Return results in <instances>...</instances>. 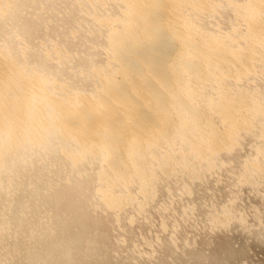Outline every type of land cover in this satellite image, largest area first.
I'll list each match as a JSON object with an SVG mask.
<instances>
[{"label": "rangeland", "instance_id": "obj_1", "mask_svg": "<svg viewBox=\"0 0 264 264\" xmlns=\"http://www.w3.org/2000/svg\"><path fill=\"white\" fill-rule=\"evenodd\" d=\"M12 1L6 0L17 18L8 21L5 36L19 35L32 48L44 46L41 49L52 56V61L57 56L61 60L62 63L56 58L54 61L59 66L49 63V68L64 80L65 85L87 91L92 88L87 80H92L95 90L99 83L95 82L97 75L91 64L104 65L108 55L105 53V30L93 18L94 15L101 18L120 16L122 12L118 5L114 4L113 8L112 0H30L18 7ZM215 1L223 7L219 5L221 8L216 11V17L203 18L207 22L205 28L225 36L230 34L232 48L248 49L245 17L231 9L233 3L244 6L248 0ZM228 1L232 3L228 5L230 7L225 6ZM104 4L102 9L100 5ZM262 5L264 10V2ZM262 10L255 15V24L260 23L257 26L263 28L264 33ZM28 31L32 32L29 40L26 38ZM257 49L250 48L251 52L257 53L254 54L258 60L253 66L242 68L250 74L238 83L232 81L234 87L228 82L229 85L222 87L214 85L211 89L215 88V93L207 90L210 97H215L222 88L226 94L240 97L247 103L255 101L252 103L260 107L261 113L255 114L258 118L246 113L251 119L250 129L239 130L232 147L223 148L202 163L187 152L183 156V148L177 145L170 152L171 170L164 174L163 170H158L156 160L159 157L153 161L156 167L149 166V185L145 186H149L148 189L134 178L132 182L131 178L126 181L127 187L122 186L126 179L120 184L116 181L118 187L114 189H118L114 192L119 198L114 207L98 193L106 184L99 172H105L106 167L99 164L95 155L92 154L89 162L83 159L75 169L69 158L52 159V151L42 152L41 157H29V161L36 163L14 175L17 188L0 190V264H264V48ZM212 115L209 113L206 118ZM210 117L202 120L210 121ZM218 118L212 117L210 122L220 130L228 129ZM202 120L200 124L206 122ZM48 152L52 153V158ZM5 176L2 174L0 180ZM67 187H74L75 193L61 196L56 202L45 197L53 189L63 191ZM75 214L79 224L71 221L77 218ZM20 225L25 229H19ZM84 226L89 229L84 230ZM76 228L86 232L87 243L84 242L82 247L81 244L75 247L68 241L69 232ZM75 248H81L80 252ZM37 259L42 262L38 263Z\"/></svg>", "mask_w": 264, "mask_h": 264}, {"label": "bare ground", "instance_id": "obj_2", "mask_svg": "<svg viewBox=\"0 0 264 264\" xmlns=\"http://www.w3.org/2000/svg\"><path fill=\"white\" fill-rule=\"evenodd\" d=\"M29 1L12 2L20 7ZM112 2L113 8L117 4L121 10L120 16L108 14L110 17H92L105 30L108 59L104 65L91 64L97 75L95 82L99 85L94 90L92 80H87V84L92 86L87 92L65 85L64 80L50 70L49 63L59 66L55 62L58 56H53L54 63L50 58L52 56L41 49L44 46L32 48L19 35L5 36L6 24L16 19L17 13L9 7V2L0 0V177L6 175L0 180V190L17 188L14 175L29 169L36 162L28 158L41 157L44 151H52L53 158L52 153L48 152L52 159H60V156L69 158L74 169L83 159L89 162V158L95 155L93 157L100 160L99 164L101 162L102 167H106H103L105 172H99L106 184L101 187L103 191L97 188L101 193L97 192L114 207L119 198L114 192L118 188L114 187H118L122 180L126 179L123 181L126 182L131 178L132 182L137 179L141 186L148 189L149 186H145L149 185V166H157L158 170H163L162 173L168 172L172 160L170 152L177 145L183 148V156L187 152L200 163L209 160L210 156L219 154L223 148L232 147L239 130L246 131L250 127L251 119L246 117V113H261L260 107L253 104L255 101L247 103L240 97L226 94L222 88L218 89L215 97H210L208 91L214 85L222 87L228 82L238 83L243 76L250 74L242 68L253 66L254 61L258 60L257 53L251 52L253 48H264L263 28L257 26L259 21V24H255V15L261 12L264 0H248L244 6L243 3L242 6L238 3L231 5L234 13H238V16L242 14L245 17L243 20L247 21L249 35L245 43L249 45L248 49L241 46L232 48L229 33L225 36L220 31L218 34L205 28L207 22L203 18L215 16L216 11L223 7L218 1ZM229 4L232 3L228 1L225 6ZM103 6L105 4L100 5L101 8ZM31 35L32 32L28 31L26 38L29 40ZM214 89L211 91L215 93ZM209 113L214 114L212 117H219L228 129H218L210 122V116V121L202 120L208 119L206 116ZM255 116L258 118L259 115ZM201 120L206 122L200 124ZM178 151L181 152L180 149ZM158 153L159 156L156 155ZM155 159L156 166L153 162ZM126 185L127 182L122 186ZM67 188L63 191L53 189L45 197L56 202L61 196L75 193L74 187ZM76 217L71 221L79 224L76 222L79 217ZM19 227L25 229L24 226ZM82 228L89 229L85 226ZM76 231L69 232V239L63 235L61 237H66L75 247L80 244L82 247L84 242L87 243L86 232ZM80 249L76 251L80 252ZM70 251L72 253V249Z\"/></svg>", "mask_w": 264, "mask_h": 264}]
</instances>
